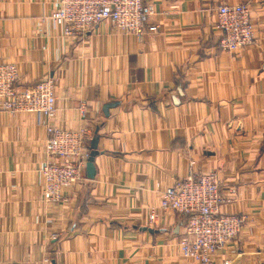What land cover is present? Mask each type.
I'll use <instances>...</instances> for the list:
<instances>
[{
  "label": "crops",
  "instance_id": "crops-1",
  "mask_svg": "<svg viewBox=\"0 0 264 264\" xmlns=\"http://www.w3.org/2000/svg\"><path fill=\"white\" fill-rule=\"evenodd\" d=\"M145 1L143 33L105 20L77 39L51 19L58 0H0V62L20 86L54 78L55 125L89 127L98 151L94 177L47 203V117L0 110V264H198L181 256L182 217L160 208L190 171H216L221 211L248 218L215 264H264V0ZM238 3L256 39L226 52L217 8Z\"/></svg>",
  "mask_w": 264,
  "mask_h": 264
},
{
  "label": "built area",
  "instance_id": "built-area-1",
  "mask_svg": "<svg viewBox=\"0 0 264 264\" xmlns=\"http://www.w3.org/2000/svg\"><path fill=\"white\" fill-rule=\"evenodd\" d=\"M217 10V28L222 32L219 47L223 51L237 52L255 42L248 4H221ZM154 14V6L145 0H58L51 19L63 27L65 37L82 39L105 20L126 33L139 35L146 30ZM19 79L17 64L0 62V110L47 117L45 160L39 168L42 194L47 203L65 201L64 189L85 178L91 153V130L87 126L61 129L55 125L54 78L23 86L18 85ZM81 111L84 113L85 108ZM229 200L222 195L216 171L198 175L190 171L187 177L162 190L160 208L177 213L183 219L184 232L178 242L183 258L198 264H215L216 253L239 237L248 218L243 214L222 212V205ZM148 218L150 223L157 221L155 208Z\"/></svg>",
  "mask_w": 264,
  "mask_h": 264
},
{
  "label": "water",
  "instance_id": "water-1",
  "mask_svg": "<svg viewBox=\"0 0 264 264\" xmlns=\"http://www.w3.org/2000/svg\"><path fill=\"white\" fill-rule=\"evenodd\" d=\"M95 143H96V139L92 140L91 153L86 167L87 176L90 178H93L95 175L94 160L95 157L98 155V151L95 149L96 147Z\"/></svg>",
  "mask_w": 264,
  "mask_h": 264
},
{
  "label": "trees",
  "instance_id": "trees-1",
  "mask_svg": "<svg viewBox=\"0 0 264 264\" xmlns=\"http://www.w3.org/2000/svg\"><path fill=\"white\" fill-rule=\"evenodd\" d=\"M89 148H91L90 144H89ZM52 258H55V253H52Z\"/></svg>",
  "mask_w": 264,
  "mask_h": 264
}]
</instances>
